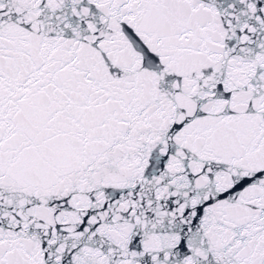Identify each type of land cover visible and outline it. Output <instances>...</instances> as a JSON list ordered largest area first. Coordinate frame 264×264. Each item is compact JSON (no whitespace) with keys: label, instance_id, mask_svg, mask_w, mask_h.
I'll list each match as a JSON object with an SVG mask.
<instances>
[{"label":"snow or ice","instance_id":"1","mask_svg":"<svg viewBox=\"0 0 264 264\" xmlns=\"http://www.w3.org/2000/svg\"><path fill=\"white\" fill-rule=\"evenodd\" d=\"M0 264H264V0H0Z\"/></svg>","mask_w":264,"mask_h":264}]
</instances>
